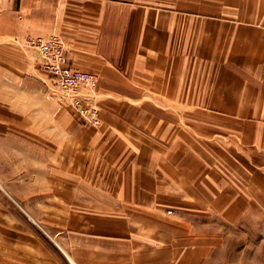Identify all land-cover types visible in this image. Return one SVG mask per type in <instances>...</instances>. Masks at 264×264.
I'll use <instances>...</instances> for the list:
<instances>
[{"label":"crops","instance_id":"1","mask_svg":"<svg viewBox=\"0 0 264 264\" xmlns=\"http://www.w3.org/2000/svg\"><path fill=\"white\" fill-rule=\"evenodd\" d=\"M50 31L96 73L100 122L39 86L41 210L82 233L65 261L39 237V264H253L236 231L264 211V0H0L5 57Z\"/></svg>","mask_w":264,"mask_h":264},{"label":"rangeland","instance_id":"2","mask_svg":"<svg viewBox=\"0 0 264 264\" xmlns=\"http://www.w3.org/2000/svg\"><path fill=\"white\" fill-rule=\"evenodd\" d=\"M48 33L61 38L65 51L61 35L50 31L17 40L16 49L8 52L9 58L0 53V264H39V237L59 251V257L65 261L66 244L62 238L82 234L63 225L68 216L66 212L52 214L41 210L45 206L41 204L40 185L43 171L50 164L47 167L44 164L41 153L44 149L39 147V86L44 100L54 99L59 111L67 114L69 120L96 127L75 113L49 75L47 81L39 79L36 52L23 41L29 36ZM94 89L89 99L96 103L98 113ZM31 119L38 121V125L28 122ZM243 218L251 227L237 229L236 233L254 237L246 239L252 241L249 245L253 248L252 262L264 264V211L249 212Z\"/></svg>","mask_w":264,"mask_h":264},{"label":"built area","instance_id":"3","mask_svg":"<svg viewBox=\"0 0 264 264\" xmlns=\"http://www.w3.org/2000/svg\"><path fill=\"white\" fill-rule=\"evenodd\" d=\"M24 45L36 52L40 69L48 71L61 96L85 122L97 126L99 118L96 103L89 97L95 87L96 74L80 70L66 62L61 38L48 33L29 36Z\"/></svg>","mask_w":264,"mask_h":264},{"label":"bare ground","instance_id":"4","mask_svg":"<svg viewBox=\"0 0 264 264\" xmlns=\"http://www.w3.org/2000/svg\"><path fill=\"white\" fill-rule=\"evenodd\" d=\"M76 68V67H75ZM44 70V69H43ZM46 71V70H45ZM48 72V71H47Z\"/></svg>","mask_w":264,"mask_h":264}]
</instances>
